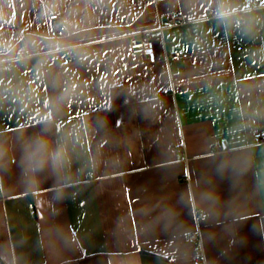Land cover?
Instances as JSON below:
<instances>
[{"label": "crops", "instance_id": "crops-1", "mask_svg": "<svg viewBox=\"0 0 264 264\" xmlns=\"http://www.w3.org/2000/svg\"><path fill=\"white\" fill-rule=\"evenodd\" d=\"M247 1L0 0V264H196L195 232L209 264H264V0ZM147 33L150 59L129 46Z\"/></svg>", "mask_w": 264, "mask_h": 264}, {"label": "built area", "instance_id": "built-area-1", "mask_svg": "<svg viewBox=\"0 0 264 264\" xmlns=\"http://www.w3.org/2000/svg\"><path fill=\"white\" fill-rule=\"evenodd\" d=\"M257 0H248L247 1V8L253 9L256 7ZM51 24H52V30L55 34H61L64 33L67 29L66 22L63 17H61L58 14L51 15L50 16ZM187 18L183 14L173 15L169 17L168 24L169 26H179L186 24ZM237 25H243L246 23L245 18L243 15H239L237 19ZM164 27H161L159 29L160 32H163ZM129 46L130 50L133 54H142L143 56L147 58H151L155 54L156 45L155 40L153 36L150 33H147L143 35L142 37H139L137 35H132L129 39ZM28 56V45L24 43L20 47L19 51V59L26 58ZM183 58L181 53H174V54H168L166 57V61H180ZM68 62L74 61V56L72 54H69L67 57ZM12 65V61H6V62H0V71H4L6 68ZM256 137L258 139H264V135L262 133H257ZM208 215L205 213H197V223L200 224V221H205L207 219ZM199 227V225H198ZM191 241H194L197 245V259L196 264H209L207 257H206V251L204 247L203 240L199 236V232H195L190 237Z\"/></svg>", "mask_w": 264, "mask_h": 264}, {"label": "trees", "instance_id": "trees-1", "mask_svg": "<svg viewBox=\"0 0 264 264\" xmlns=\"http://www.w3.org/2000/svg\"><path fill=\"white\" fill-rule=\"evenodd\" d=\"M112 105L108 109L99 110L93 113V122L100 131L112 129L115 126L114 110L124 102L123 91L121 88H113L111 91Z\"/></svg>", "mask_w": 264, "mask_h": 264}, {"label": "clouds", "instance_id": "clouds-1", "mask_svg": "<svg viewBox=\"0 0 264 264\" xmlns=\"http://www.w3.org/2000/svg\"><path fill=\"white\" fill-rule=\"evenodd\" d=\"M35 152L41 156L40 159H37L35 161L37 167H43L44 164L48 162L47 159L43 158L45 155H47V157L51 159L53 165H55L60 157V153L58 150L49 151V141L45 137H39L37 139Z\"/></svg>", "mask_w": 264, "mask_h": 264}]
</instances>
